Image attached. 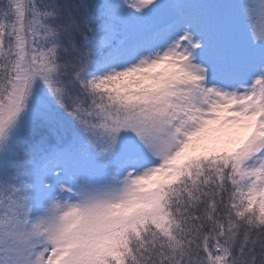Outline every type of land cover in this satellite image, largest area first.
I'll use <instances>...</instances> for the list:
<instances>
[{
    "label": "snow or ice",
    "instance_id": "snow-or-ice-1",
    "mask_svg": "<svg viewBox=\"0 0 264 264\" xmlns=\"http://www.w3.org/2000/svg\"><path fill=\"white\" fill-rule=\"evenodd\" d=\"M0 264H264V0H0Z\"/></svg>",
    "mask_w": 264,
    "mask_h": 264
}]
</instances>
